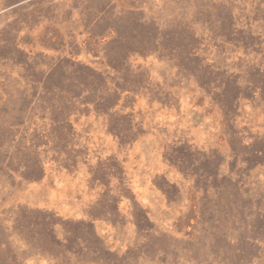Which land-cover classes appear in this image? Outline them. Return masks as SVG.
I'll list each match as a JSON object with an SVG mask.
<instances>
[{
    "label": "rangeland",
    "instance_id": "obj_1",
    "mask_svg": "<svg viewBox=\"0 0 264 264\" xmlns=\"http://www.w3.org/2000/svg\"><path fill=\"white\" fill-rule=\"evenodd\" d=\"M0 264H264V0H0Z\"/></svg>",
    "mask_w": 264,
    "mask_h": 264
}]
</instances>
